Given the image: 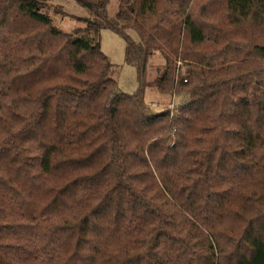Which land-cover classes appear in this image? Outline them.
Segmentation results:
<instances>
[{
	"label": "trees",
	"instance_id": "obj_1",
	"mask_svg": "<svg viewBox=\"0 0 264 264\" xmlns=\"http://www.w3.org/2000/svg\"><path fill=\"white\" fill-rule=\"evenodd\" d=\"M74 1L140 86L41 2L0 0V264H264V0ZM156 52L157 90H186L172 116L145 101Z\"/></svg>",
	"mask_w": 264,
	"mask_h": 264
},
{
	"label": "rangeland",
	"instance_id": "obj_2",
	"mask_svg": "<svg viewBox=\"0 0 264 264\" xmlns=\"http://www.w3.org/2000/svg\"><path fill=\"white\" fill-rule=\"evenodd\" d=\"M43 4L42 12L48 16L53 27L64 34L74 33L78 39L88 41L90 44L98 46L108 57L110 71L108 77L113 78L121 91L126 94H134L140 86L139 72L131 49L128 48L125 40L110 29L99 25L90 27L88 23L90 14L87 10L77 4L74 0H37ZM203 1L195 0L194 9L197 13H204ZM119 9V0H109L107 14L110 18H115ZM220 6L215 8L208 7L207 11L217 12ZM131 38L138 42L139 37L136 32L130 30L128 33ZM165 67L164 57L156 52L149 59L146 81L149 87L146 89L145 101L155 112L169 110L176 97L177 101H182V92L186 91L183 87H178L175 95L161 94L155 83ZM192 66L188 64L180 55L175 60L174 78L176 81L178 74L187 75ZM183 102V101H182Z\"/></svg>",
	"mask_w": 264,
	"mask_h": 264
},
{
	"label": "built area",
	"instance_id": "obj_3",
	"mask_svg": "<svg viewBox=\"0 0 264 264\" xmlns=\"http://www.w3.org/2000/svg\"><path fill=\"white\" fill-rule=\"evenodd\" d=\"M184 80V82L186 83L187 82V80L185 79V77L183 76V74H178L177 75V78H176V83L177 84H179V82H181V80ZM177 98L176 97H174L173 98V102H172V104H171V106H170V112H171V116L175 113V110H176V108H177Z\"/></svg>",
	"mask_w": 264,
	"mask_h": 264
}]
</instances>
